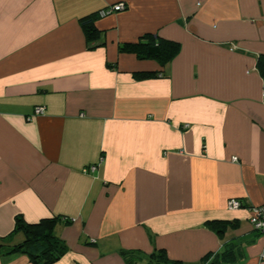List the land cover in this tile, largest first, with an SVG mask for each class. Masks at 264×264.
I'll return each instance as SVG.
<instances>
[{"label": "crops", "instance_id": "crops-1", "mask_svg": "<svg viewBox=\"0 0 264 264\" xmlns=\"http://www.w3.org/2000/svg\"><path fill=\"white\" fill-rule=\"evenodd\" d=\"M147 33L179 52L121 51ZM262 204L264 0H0V264H35L19 214L60 217L51 264H264Z\"/></svg>", "mask_w": 264, "mask_h": 264}, {"label": "trees", "instance_id": "trees-1", "mask_svg": "<svg viewBox=\"0 0 264 264\" xmlns=\"http://www.w3.org/2000/svg\"><path fill=\"white\" fill-rule=\"evenodd\" d=\"M99 16V13H94L80 19L89 42H95L99 38L100 31L96 27V20ZM120 49L124 52H133L143 59L154 58L163 66L179 52L180 43L158 34L147 33L136 42L124 43ZM153 74L155 75V72H142L139 75L148 77ZM59 219L60 217L56 216L44 218L37 223H29L22 215H17L15 227L7 236V239L16 232H23L25 240L8 247V253L19 251L27 253L35 264H51L55 262L68 250L66 243L54 232L56 222ZM219 232H222V229ZM231 257L230 250L223 255V259L227 261L231 260ZM150 261L151 264L181 263L177 260H171L163 250L153 254Z\"/></svg>", "mask_w": 264, "mask_h": 264}, {"label": "built area", "instance_id": "built-area-1", "mask_svg": "<svg viewBox=\"0 0 264 264\" xmlns=\"http://www.w3.org/2000/svg\"><path fill=\"white\" fill-rule=\"evenodd\" d=\"M125 8H126V6L124 3H122V2L117 3V4H114L112 6H109L105 9L101 10L100 16H105V15L111 14L113 12H118V11L124 10ZM44 109L45 108L43 106H38L35 109V113L41 114L44 112ZM96 168H97L96 165H91V166L84 168L83 171L85 173H88L90 171H95ZM229 207L231 209H237V208L241 207V202L239 200L233 198L229 201ZM252 213H253V215L251 217V223H252L253 227L257 231L264 234V204L252 207ZM261 257L264 259V251H263Z\"/></svg>", "mask_w": 264, "mask_h": 264}]
</instances>
